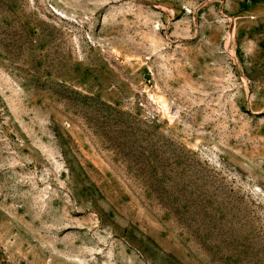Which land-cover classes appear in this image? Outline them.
Listing matches in <instances>:
<instances>
[{
	"label": "rangeland",
	"instance_id": "obj_1",
	"mask_svg": "<svg viewBox=\"0 0 264 264\" xmlns=\"http://www.w3.org/2000/svg\"><path fill=\"white\" fill-rule=\"evenodd\" d=\"M0 264H264V0H0Z\"/></svg>",
	"mask_w": 264,
	"mask_h": 264
}]
</instances>
